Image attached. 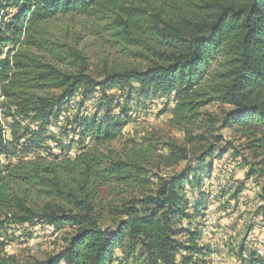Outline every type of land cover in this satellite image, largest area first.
Returning <instances> with one entry per match:
<instances>
[{
  "label": "trees",
  "instance_id": "1",
  "mask_svg": "<svg viewBox=\"0 0 264 264\" xmlns=\"http://www.w3.org/2000/svg\"><path fill=\"white\" fill-rule=\"evenodd\" d=\"M56 17L105 24L124 43L147 48L155 61L143 71H105L96 81L85 75L79 52L49 38ZM134 85L137 98H166L184 122L211 103L229 107L224 124L252 139L248 148L261 160L258 174L264 176V0H0V114L14 124L4 121L10 129L5 135L0 115V264H13L1 256L3 232L11 225L74 230L56 256L35 264H109L124 238L130 252L141 247L146 264H210L195 259L198 232H189L185 243L175 239L187 233L177 231L176 222L193 218L186 213V186L198 188L194 171L161 180L155 196L140 201L154 210L141 214L127 207L115 231L94 219L89 201L97 179L125 183L141 174L128 157L99 169L97 178L100 162L85 152L88 138L101 144L116 139L129 117L126 107L114 105V92L127 101ZM52 88L61 94L46 95ZM95 96V105L87 104ZM75 98L72 121L56 135L53 128ZM73 148L83 153L71 160ZM35 191L62 207L35 211ZM261 193L264 201V186ZM259 212L264 223V204Z\"/></svg>",
  "mask_w": 264,
  "mask_h": 264
},
{
  "label": "rangeland",
  "instance_id": "2",
  "mask_svg": "<svg viewBox=\"0 0 264 264\" xmlns=\"http://www.w3.org/2000/svg\"><path fill=\"white\" fill-rule=\"evenodd\" d=\"M108 29L105 24L95 25L78 17H56L47 31L53 41L67 43L86 59L85 75L96 81L103 79L105 71H143L155 61L147 48L124 43ZM40 55L47 57L48 53ZM78 70L70 71L75 74ZM137 88L134 85L132 98L127 101L114 92V105L126 107L129 117L123 121L125 125L116 139L101 144L88 138L86 142L88 159L100 162L95 170L97 178L101 175L99 169H108L111 163L126 161L128 157L141 167L137 181L97 179L89 202L98 226L115 231L126 219L124 210L131 205L141 214L153 211V206L144 208L140 201L154 197L161 180L184 170L194 171L200 179L198 188L186 186L190 203L186 213L193 218L176 222L177 231L187 233H180L175 239L185 243L189 232H198L199 252L195 259L210 264H264V223L259 212L264 204V176L258 174L261 160L248 148L252 141L249 136L239 127L224 124L229 107L211 103L184 122L176 117L174 106L166 98L155 95L149 100L139 99L135 94ZM61 91L52 88L46 95L57 97ZM96 97L87 104L95 105ZM76 99L67 102L64 121L53 128L56 135L67 121H72L78 109ZM2 119L1 115L5 135H9L5 122L12 127L14 124L11 118ZM49 145L53 153H59L53 143ZM81 153L73 148L67 158L72 160ZM31 204L40 212L48 204L54 208L61 203L35 191ZM73 236L74 230L68 226L42 230L39 226L11 225L3 232L1 256L11 259L13 264H35L56 256ZM129 243L124 238L109 264H146L141 247L138 245L130 252Z\"/></svg>",
  "mask_w": 264,
  "mask_h": 264
},
{
  "label": "built area",
  "instance_id": "3",
  "mask_svg": "<svg viewBox=\"0 0 264 264\" xmlns=\"http://www.w3.org/2000/svg\"><path fill=\"white\" fill-rule=\"evenodd\" d=\"M242 258L246 259V256L243 254V255H242Z\"/></svg>",
  "mask_w": 264,
  "mask_h": 264
}]
</instances>
